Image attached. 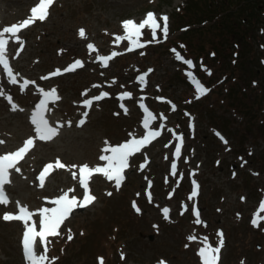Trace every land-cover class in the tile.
<instances>
[{
  "label": "rangeland",
  "instance_id": "374dc122",
  "mask_svg": "<svg viewBox=\"0 0 264 264\" xmlns=\"http://www.w3.org/2000/svg\"><path fill=\"white\" fill-rule=\"evenodd\" d=\"M38 1L0 0V29L28 18ZM189 1L57 0L44 21L17 33L24 41L22 50L20 43L6 34V56L15 57L13 69L19 75L16 83L10 82L6 71L0 75V91L4 92L0 95V141L4 142L0 154L21 146L27 136L34 138V145L16 165L20 170L12 168L15 178L8 185L12 201L0 204V264L24 262L18 243L24 223L4 220L5 212L17 213L19 202L39 221L37 210L47 207L50 197L68 191L70 197L82 201L78 165L104 167L107 162L99 157L110 154L102 151L106 140L116 146L131 139L130 133L142 134L144 113L135 100L141 87L147 109L161 120L159 125H151L161 131V138L133 156L119 189L114 180L94 173L89 189L95 201L75 210L59 234L47 240L37 254L48 248L45 264H53V257L57 258L54 264H100V258L103 264H158L161 260L165 264H201V238L208 237L216 247L217 233L222 232L218 264H264V219L252 222L254 214L264 217L260 210L264 200V130H257L260 125L264 128V61L260 65L264 58V0H241L235 15L226 14L229 8L224 0H199L207 11L209 1L219 3L214 9L216 19L201 25L190 14ZM149 11L161 26L159 17H169L168 38L158 30L152 41L146 27L140 37L144 54L139 50L118 54L101 68L98 56L108 55L110 47L117 52L129 46L128 40L116 41V36L125 34L121 22L133 19L139 23ZM182 25H188L186 31L180 30ZM80 29L85 30L86 39L79 35ZM89 43L96 50L90 51ZM218 43H224L221 54L211 47ZM172 49L194 62L192 71L209 89L207 94L196 98L186 75L188 66L176 59ZM77 59L83 61V67L75 73L62 71L41 79ZM201 65L210 69L211 75ZM144 74V80L138 79ZM111 77L117 80L113 83ZM25 80L35 83L22 87ZM224 81L235 84L233 93L228 94L230 85ZM101 87L114 89L113 96L93 104L88 120L77 124L82 110L79 100ZM52 88L60 98L48 100L44 115L48 121L60 120L51 124L58 128V135L45 144L35 139L31 115L44 99L40 89ZM125 90L135 97L132 105L124 102L127 114L115 102L116 94L119 97ZM237 97L248 104L250 116L232 105ZM13 104L18 106L15 111ZM181 134V154L176 157L172 150L180 143L177 136ZM56 159L66 167L46 176L41 187L39 171ZM194 190L197 195L189 199ZM164 207L171 210L167 219ZM196 211L202 223L195 222ZM193 234L197 239L189 240Z\"/></svg>",
  "mask_w": 264,
  "mask_h": 264
},
{
  "label": "snow or ice",
  "instance_id": "6c2138e0",
  "mask_svg": "<svg viewBox=\"0 0 264 264\" xmlns=\"http://www.w3.org/2000/svg\"><path fill=\"white\" fill-rule=\"evenodd\" d=\"M54 0H39V2L32 7L31 9V15L27 19H24L22 22L18 24H12L11 26L4 27L0 29V65H2L3 70L7 72L8 77L10 78V82L16 83V75H19V73H16L14 75L13 69L10 67L9 60L6 56V45L8 44V38H6V34H10L11 37H14L15 40H17L21 45V50L24 41L20 39V37L17 35L18 32H20L21 29L27 28L29 25L35 23L37 20L44 21L48 15H49V8L53 5ZM159 21H162L161 23L158 22V19L156 15L149 11L146 13V18L140 21L139 23L135 22L133 19H127L122 21V27L125 31V34L123 36H116V41H122V40H128L129 41V48L127 50L131 51L134 48H141L144 47V43L140 42V37L142 35V30L146 27L150 29L151 35H152V41L156 40L157 37V31L159 30L162 34L164 39L168 38L169 35V17L167 15H161L159 17ZM79 35L82 38L86 39L85 36V30L80 29ZM152 41H147V43H151ZM183 47V46H181ZM87 48L90 51H94L95 46L91 43L87 44ZM175 57L177 60L182 61L184 64L188 66V70L186 71V75L190 79L191 83L194 85L196 98L198 99L200 96H203L207 94L209 91L208 88L204 86L202 81L194 74L192 69L196 67L194 62L191 59H185L184 56H182L176 49H172ZM19 54V53H17ZM119 53L113 51L108 56H98L97 59L100 60L103 63V66L107 67L108 62L110 59L118 55ZM143 54V53H142ZM83 67V61L77 59L74 61V63L67 68L61 70L56 69L54 72L48 74L47 76L41 77V79H49L52 76L60 75L63 72L68 71H74L76 68ZM201 68L203 71L207 72L209 75H211L210 69H207L205 66L201 65ZM151 69H149V72ZM146 74L138 77L140 80H144V76ZM115 81H113L114 83ZM35 83L34 81H28L25 80L22 87H27L29 84ZM93 87H98V85H94ZM44 99H42L37 105L36 111H34L31 115V121L35 125V139L47 141L51 140L53 137L58 135V128L52 126L48 119L45 118L44 112L46 110V105L48 100H58L60 97L57 95V91L55 88H52L49 91H44L43 89H40ZM0 95H4L3 91H0ZM109 93L107 92H101L100 95L91 97L89 99H85L83 101V104L86 107H91L93 101H98L100 99H103L104 97H107ZM120 96L122 98L131 99L132 94L129 92L121 93ZM7 99L9 102L12 101V97L8 96ZM157 99H163V98H157ZM169 103H171L169 101ZM17 105H12V110H17ZM121 107L124 109L125 113H127L128 109L124 107L123 104H121ZM141 107L144 108V111L146 113V116L143 120V128L145 129V133L142 137L137 138L136 134L130 133L129 136L132 137L131 139L127 140L126 142H122L116 146H112L109 144V142L106 140L105 145L106 147L102 149L103 152L110 153L107 155H101L99 159L101 161H106V165L104 167H90L87 163L82 164L79 166V174H80V184L84 189V196L83 200L78 202V198L73 195L71 198H69L68 191L63 192L62 194L57 195V197L53 200H51V203L55 205L54 207H42L38 209V213L40 216L39 219V227L40 230H36V223L29 224V221L32 220V217L35 215V213L30 212L27 208V206H20L19 202H17V213H10L5 212L3 214V219L6 221L9 220H16V221H22L24 223L25 231L23 233L22 237V246L23 251L25 254V258L27 261H29V264H45V262L49 259L48 257V248L45 247L43 250V253L37 254L35 250V245L37 244V237L40 238L41 241L45 240L48 236H57L58 229L60 228L61 224L65 221V219L69 216V214L73 211L75 207H84L87 204H90L95 201L96 197L91 194V191L89 189V179L91 178L93 173H103L106 178L109 181L114 180L115 185L117 189H119L124 176L123 172L126 168L129 167V157L132 156L134 153L138 152L141 147L145 146L146 143H150L152 139L159 137L161 135L160 130L153 129L151 127V123L156 119L155 115L147 109L146 106L141 104ZM172 110L175 111V105H172ZM85 117L87 116V113L85 112L83 114ZM161 119H166V117H163L161 115ZM70 123V122H69ZM80 124L84 123V120L82 119ZM163 125H161V128ZM169 131H173L169 129ZM217 135H219L217 133ZM177 139L180 141L175 146V153L174 155L176 157H179L181 154V147L183 144V136L178 135ZM223 139V137H221ZM4 143L3 141H0V144ZM227 143V141H225ZM34 144V138L29 137L18 150L14 152H10L4 155H0V204L7 205L9 203V198L5 192L4 185L9 183V169L15 168L16 171H19V168H16V163L19 159H22L24 154L29 150V147ZM147 159V157L145 158ZM142 165L141 167H143ZM56 168H65L66 165L61 163L59 159L55 162ZM72 168H76V165H72ZM53 168V164H48L45 166L43 171L39 175V181L40 186H44L45 181V174L49 171V169ZM172 168H176V164H172ZM175 174V172H173ZM73 176L75 178V173H73ZM194 189H198V185L194 182ZM69 191H74L70 189ZM109 196L111 193H107ZM197 195V190H194L191 193L192 197H195ZM149 198L151 199V194L149 193ZM47 199V198H46ZM243 199V198H242ZM135 207V202L133 204ZM185 210H187V206H185ZM260 210L264 211V200L260 203ZM139 211V209H137ZM171 210L168 207H164L162 209V213L165 217V219L168 218L169 212ZM195 215L197 217L196 223H202V221L199 219V212L196 211ZM255 218L253 219V224H258V222L261 219H264V217H260L259 213L254 214ZM219 240H218V246L213 247L212 244L208 242V237H202L203 247H201L198 251V255L201 257L203 264H218L219 261V254L221 252V248L223 247L224 240H223V233L218 232L217 233ZM68 239H72L71 230H69ZM189 240H195L197 239L196 235H190L188 237ZM187 246V245H186ZM53 261V264L57 258L53 257L51 258ZM100 264H103V258H100ZM159 264H165V261L161 260Z\"/></svg>",
  "mask_w": 264,
  "mask_h": 264
},
{
  "label": "trees",
  "instance_id": "16d2710c",
  "mask_svg": "<svg viewBox=\"0 0 264 264\" xmlns=\"http://www.w3.org/2000/svg\"><path fill=\"white\" fill-rule=\"evenodd\" d=\"M199 0H190V5H189V11H190V14L192 15L193 18H197L198 22L200 25L203 24L206 20H215L217 16H215V12H214V9L219 5V3L217 1H209L208 2V9L210 11H207L206 9L203 10L202 7H200V4L198 2ZM235 0H224L223 1V4L225 6H227V8H229L228 10H226V14L228 15L230 12L232 15H235V12H238L240 9H241V6H239L240 4V1L241 0H238L237 2L233 3ZM203 10V11H202ZM207 11V12H206ZM225 14V16H226ZM215 16V18L213 17ZM192 19V18H191ZM229 18H227V21L231 22L230 19L228 20ZM182 21V20H180ZM196 22V21H195ZM195 22H191L190 24L191 25H194ZM227 23H220V25H226ZM187 26L188 25H182V28H180L181 31H186L187 29ZM230 26V25H229ZM194 29V28H193ZM196 29H199V28H196ZM192 30V29H191ZM224 43H218L216 45H211V47L216 50L218 52V54H221L222 52V47H223ZM264 47H262L263 49ZM209 53V52H208ZM247 54V52L245 53V55ZM252 56V54H251ZM243 57L241 56V59ZM235 61V60H234ZM241 61V60H240ZM239 61V62H240ZM213 79V78H212ZM234 83H237V82H234ZM223 84H228L230 85L231 82H226L224 81ZM235 85V84H233ZM233 85H230L229 86V89H230V92L228 94H231L233 93V91H235V88L233 87ZM227 94V95H228ZM243 99V98H242ZM240 98H236V100L233 102L232 101V105L234 107H236V110L240 113H242L244 116H250L249 115V112H248V109H249V106L248 104H246V102H244V100H242ZM263 125H260L259 128H257V130L259 131V129L261 130H264L263 127H261ZM260 132V131H259ZM263 136H264V133H263Z\"/></svg>",
  "mask_w": 264,
  "mask_h": 264
},
{
  "label": "bare ground",
  "instance_id": "6f19581e",
  "mask_svg": "<svg viewBox=\"0 0 264 264\" xmlns=\"http://www.w3.org/2000/svg\"><path fill=\"white\" fill-rule=\"evenodd\" d=\"M54 3H55V2H54ZM54 3H53V4H54ZM16 77H17V75H16ZM52 102H55V100H53ZM58 119H59V118H58ZM40 141H41V142H46L45 144H51V143L53 142L52 139H51V140H47V141H43V140H40ZM50 141H52V142H50ZM152 144H153V142L150 143V145H152ZM135 154H136V153H135ZM135 154H134V155H135ZM51 175H52V173H51ZM94 176H96V175H94ZM48 177H50V175H49ZM72 214H73V212H71L70 217L72 216ZM70 217H69V218H70ZM69 218H68V219H69ZM66 220H67V219H66ZM66 220H65V221H66ZM65 221L63 222V224L65 223ZM63 224H62V225H63ZM62 225H61L60 227H62ZM151 236H152V235H150V237H151Z\"/></svg>",
  "mask_w": 264,
  "mask_h": 264
}]
</instances>
